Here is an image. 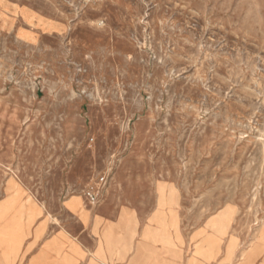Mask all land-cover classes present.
<instances>
[{
    "label": "rangeland",
    "instance_id": "1",
    "mask_svg": "<svg viewBox=\"0 0 264 264\" xmlns=\"http://www.w3.org/2000/svg\"><path fill=\"white\" fill-rule=\"evenodd\" d=\"M102 175L150 264H264V0H0L4 214Z\"/></svg>",
    "mask_w": 264,
    "mask_h": 264
},
{
    "label": "crops",
    "instance_id": "2",
    "mask_svg": "<svg viewBox=\"0 0 264 264\" xmlns=\"http://www.w3.org/2000/svg\"><path fill=\"white\" fill-rule=\"evenodd\" d=\"M5 189L0 186V264H150L148 225L131 207L90 208L83 200L73 211L63 201V214L42 207L32 218L6 215Z\"/></svg>",
    "mask_w": 264,
    "mask_h": 264
},
{
    "label": "built area",
    "instance_id": "3",
    "mask_svg": "<svg viewBox=\"0 0 264 264\" xmlns=\"http://www.w3.org/2000/svg\"><path fill=\"white\" fill-rule=\"evenodd\" d=\"M106 183V177L102 175L87 185L83 196L89 206L96 207L98 205Z\"/></svg>",
    "mask_w": 264,
    "mask_h": 264
},
{
    "label": "bare ground",
    "instance_id": "4",
    "mask_svg": "<svg viewBox=\"0 0 264 264\" xmlns=\"http://www.w3.org/2000/svg\"><path fill=\"white\" fill-rule=\"evenodd\" d=\"M202 53V52H201ZM203 57V56H202ZM199 81V80H198ZM205 81V80H204ZM29 82V81H28ZM28 84H30V83H28ZM120 84V83H119ZM97 85V84H96ZM200 85V84H199ZM202 88V87H201ZM94 90H95V88H94ZM32 92V91H31ZM57 92V91H56ZM92 94V93H91ZM95 94V93H94ZM97 95V94H96ZM119 95V94H118ZM119 98V97H118ZM117 98V99H118ZM103 99V98H102ZM93 101V100H92ZM262 130H263V128H262ZM260 139V138H259ZM9 180V179H8ZM10 181V180H9ZM8 181V182H9ZM16 182V181H15ZM10 183V182H9ZM12 183V182H11ZM17 183V182H16ZM14 189V188H13ZM5 190H7V188L5 189ZM9 190V189H8ZM14 191V190H13ZM12 192V191H11ZM66 201H68L67 203H68V205H69V208L70 207H72L75 203L76 204H78V206L80 207V208H83V200L81 199V198H79V197H77V196H73V197H70L68 200H66ZM207 246V247H209L210 249H211V251L207 254V260L206 261H209L210 259H212V257L214 256V254H215V251H216V244H215V242L214 241H212V239H210V238H207L203 243H202V245L201 246H199L195 251H194V254L197 252V251H201L202 249H203V247L204 246ZM256 247V246H255ZM262 248V247H261ZM260 248V249H261ZM254 249V248H253ZM256 249H258V248H256ZM264 249V248H263ZM251 252V251H250ZM249 253V252H248ZM251 254V253H250ZM252 254H254V253H252ZM257 254V253H256ZM245 255V253L243 254V252L241 253V256H240V264H241V258L243 257ZM255 256V255H254ZM252 260V259H251ZM255 260V259H254ZM247 261V260H246ZM249 262H250V260H248ZM243 262V261H242ZM151 263V262H150ZM229 263H231V262H229ZM249 264H251V263H249Z\"/></svg>",
    "mask_w": 264,
    "mask_h": 264
}]
</instances>
